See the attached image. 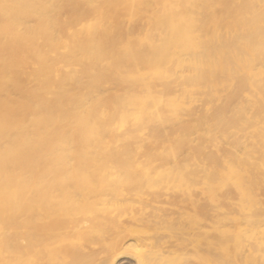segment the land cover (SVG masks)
<instances>
[{"label":"bare ground","instance_id":"bare-ground-1","mask_svg":"<svg viewBox=\"0 0 264 264\" xmlns=\"http://www.w3.org/2000/svg\"><path fill=\"white\" fill-rule=\"evenodd\" d=\"M0 264H264V0H0Z\"/></svg>","mask_w":264,"mask_h":264}]
</instances>
